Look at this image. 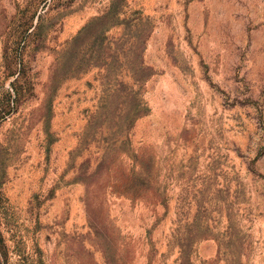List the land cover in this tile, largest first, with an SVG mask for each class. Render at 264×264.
Returning <instances> with one entry per match:
<instances>
[{"label": "rangeland", "instance_id": "1", "mask_svg": "<svg viewBox=\"0 0 264 264\" xmlns=\"http://www.w3.org/2000/svg\"><path fill=\"white\" fill-rule=\"evenodd\" d=\"M0 264H264V0H0Z\"/></svg>", "mask_w": 264, "mask_h": 264}]
</instances>
